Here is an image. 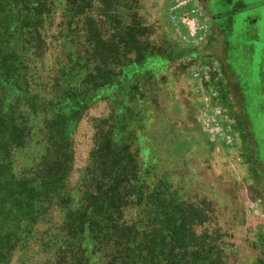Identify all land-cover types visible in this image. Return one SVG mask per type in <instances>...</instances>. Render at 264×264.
Masks as SVG:
<instances>
[{"label":"rangeland","instance_id":"obj_1","mask_svg":"<svg viewBox=\"0 0 264 264\" xmlns=\"http://www.w3.org/2000/svg\"><path fill=\"white\" fill-rule=\"evenodd\" d=\"M82 1L73 32L63 16L67 0H53L41 37L29 40L19 26L11 35L18 54L29 41L22 95L36 101L32 111L20 106L32 128L23 144H9L13 171L39 175L58 191L40 199L2 264H109L129 224L141 263L264 264V0ZM190 7L198 9L195 37L173 16ZM97 32L103 43L94 58L87 37ZM74 50L80 57L66 63ZM211 57L237 126L204 122L191 70ZM64 65L80 76L73 86L82 95L92 92L84 106L73 105L67 145L63 133L48 132L61 105L46 103L58 96ZM85 218L97 225L81 229Z\"/></svg>","mask_w":264,"mask_h":264},{"label":"trees","instance_id":"obj_2","mask_svg":"<svg viewBox=\"0 0 264 264\" xmlns=\"http://www.w3.org/2000/svg\"><path fill=\"white\" fill-rule=\"evenodd\" d=\"M53 0H0V264L4 262V259L8 256L9 247H14L17 239H13L24 230L30 228L32 219L39 213L42 208L41 198H46L50 195H55L58 191V187H51L43 184L44 178L36 175L32 178L18 177L13 171L12 159H10L11 152L14 149L13 145L23 144L24 139L30 133L32 126L22 121V112L20 106L23 102L28 103L29 110L35 109V98L32 95H22L23 85L26 83V78L20 72L22 69H26L27 65L24 60H28L27 39L24 38L21 44V53H16L13 50L15 43L13 42V32L15 26H19L22 31L29 34L28 39H35L41 37L40 27L43 26L46 20L47 14L51 11V4ZM76 4V9L72 8V5ZM85 13V5L82 0H67V6L64 10V20L67 30L70 32L77 29V19H81ZM75 24V25H74ZM22 33V32H21ZM84 33V37H85ZM89 45L86 51L91 53L90 57H97L98 50L102 48V37L100 32L92 34L87 37ZM4 46L2 45L3 41ZM25 42H27L25 44ZM35 49L37 53H42V45H37ZM81 52L74 50L69 51L65 59L66 63L76 62L80 57ZM76 57V58H73ZM19 65L20 68L15 67ZM62 76L64 81L61 80L62 86L58 92V96L52 100L46 101L47 104L59 108H68L64 112H60L59 108L48 120V132L51 136L57 135L59 132L63 133L61 142L67 145L66 133L69 131L71 124L70 119L74 118L77 108L82 107L85 104V97L90 99L92 92H85L81 94V90H77L76 87L81 82L80 76H70L66 73L65 65L62 67ZM121 73V72H120ZM118 73L117 76H120ZM115 76V74H114ZM115 76V79L118 78ZM95 77V76H93ZM98 77V74H97ZM95 77V78H97ZM80 80V81H79ZM60 82V81H59ZM74 85V86H73ZM17 89L20 94L11 96L12 90ZM83 91V90H82ZM84 92V91H83ZM82 95V98H80ZM57 98V99H56ZM63 118V124L59 123V119ZM73 125V124H72ZM71 131L70 134H72ZM52 144L48 146L50 150ZM35 174V173H34ZM57 174H55L56 177ZM53 185V184H52ZM86 211V209H85ZM94 208H91L93 213ZM187 223V222H186ZM77 224H81V229L90 230L97 225L95 220L83 219L78 221ZM130 231L118 234L120 242H116L119 246L118 250L114 252H108L109 264H147L146 262H139L136 258L135 247L137 233L134 232V225H123ZM119 224L116 228H119ZM178 230H183L186 225L179 224L176 226ZM149 234L142 235L140 239L147 245L149 240ZM96 238V236H94ZM160 248L158 255L162 257L164 253V237L161 236ZM175 239L181 240L182 235L176 232ZM152 241V240H151ZM150 241V243H151ZM189 246V243L185 244ZM190 246H193L192 244ZM147 260V258H145ZM158 264H161L159 261Z\"/></svg>","mask_w":264,"mask_h":264},{"label":"built area","instance_id":"obj_3","mask_svg":"<svg viewBox=\"0 0 264 264\" xmlns=\"http://www.w3.org/2000/svg\"><path fill=\"white\" fill-rule=\"evenodd\" d=\"M190 0H183V4ZM198 9L189 8L183 13H174V20L185 25L190 34L195 37L201 29L197 19ZM210 26H208L209 30ZM202 39V38H200ZM196 63L191 70L192 80H195L199 93V101L204 108V122L211 125L226 123L230 126H237L234 113L229 106L222 105L223 92L220 86L221 65L219 60L211 57V60ZM205 68V69H204Z\"/></svg>","mask_w":264,"mask_h":264}]
</instances>
